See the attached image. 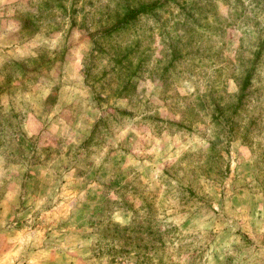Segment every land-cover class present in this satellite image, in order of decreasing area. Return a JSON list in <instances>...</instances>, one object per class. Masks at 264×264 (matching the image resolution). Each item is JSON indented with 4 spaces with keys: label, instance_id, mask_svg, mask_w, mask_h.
Listing matches in <instances>:
<instances>
[{
    "label": "rangeland",
    "instance_id": "1",
    "mask_svg": "<svg viewBox=\"0 0 264 264\" xmlns=\"http://www.w3.org/2000/svg\"><path fill=\"white\" fill-rule=\"evenodd\" d=\"M0 264H264V0H0Z\"/></svg>",
    "mask_w": 264,
    "mask_h": 264
},
{
    "label": "trees",
    "instance_id": "2",
    "mask_svg": "<svg viewBox=\"0 0 264 264\" xmlns=\"http://www.w3.org/2000/svg\"><path fill=\"white\" fill-rule=\"evenodd\" d=\"M141 12V9H137L133 12H130L127 16V19H130V18H136L137 15Z\"/></svg>",
    "mask_w": 264,
    "mask_h": 264
}]
</instances>
